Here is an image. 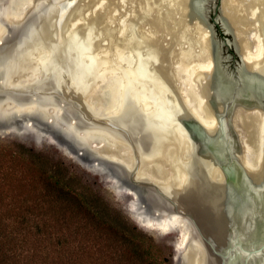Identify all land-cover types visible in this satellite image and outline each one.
<instances>
[{"label":"bare ground","instance_id":"obj_1","mask_svg":"<svg viewBox=\"0 0 264 264\" xmlns=\"http://www.w3.org/2000/svg\"><path fill=\"white\" fill-rule=\"evenodd\" d=\"M109 1L111 0H96L91 7L92 12L86 8L88 14H92V23L96 24L97 28L110 30L117 27L115 34L114 32L112 34L111 31L109 33V35H114V38L103 39V48L98 51V56L102 59L101 63L97 62V59L95 62V60L87 58L91 62L86 69H83L68 58L65 66L71 79V87L75 90L77 97L82 99L83 104L85 103L94 115L108 116L113 125L116 124L120 127L119 130H116L114 126L108 128L89 122L85 123L79 117L80 115H76L79 118L77 123H74V121H70V116L75 114V111L70 106H68V112L60 116L62 114L60 107L50 100L52 98L51 89L57 88V85L61 84L57 77L58 73L52 70H56V67L44 60L48 53L42 50L37 51L39 47L36 48L37 52H27L24 49L26 46H35L36 43H40L41 39H51L58 32V27L61 30L60 26L69 25L74 13L80 11L82 3L75 11L74 5L70 6L69 4L59 14L58 23L54 24L52 17L50 20L46 16V26L43 28L38 25L35 28L36 21H34L31 26L23 29L24 31L21 32V36L12 49H4L0 53V86L31 94L35 89L49 94H44L41 99L34 96L29 97L28 94L21 99L0 98V117L12 123L26 120L28 126L35 118L46 120L53 125L60 124L62 130L73 140L76 149L83 152V155H88L86 157L87 165L96 167L106 183L109 182L106 166L111 167L110 165H112L111 169L125 179L128 177L127 173L132 170L137 183L149 180L170 193L180 192L192 183L190 177L196 172L199 153L184 128L175 123L176 115L181 116L182 113L176 107L174 100L171 101L170 96H174L176 99L181 96L194 116L199 117L206 125H213L216 128L217 119L210 106L212 100L220 103L224 96L223 92L226 94L224 91L226 89L217 86L211 78L215 63L208 57L209 45H212L210 29L198 13V6L193 7L194 2L200 3L204 0H164L167 1L169 12L173 13L171 20L175 22V26L172 31L175 36H178L176 44H182L174 57L172 55L175 48L167 47V86L164 81L162 84L159 78L156 79L160 75L159 72L155 71L157 76L149 72L152 68L149 69V67L159 61L161 54L158 51L159 46L154 43L153 28L152 32L146 31L148 26L139 32L135 28L139 24L137 23L139 17L147 20L152 17V14L156 15L153 12L159 0H138L134 3L131 2L132 0H128L129 7L125 0L115 1L114 5ZM30 2V0H8V7L3 14L0 12V42L7 31L8 24L16 25L22 22L25 18L24 11H26L27 5H31L32 2ZM222 3L224 20L234 31L237 48L245 61L247 73L246 86L236 95L235 103L229 110V117L234 128L239 131V140L243 142V149L241 148L243 162L252 172L260 173L264 172V111L260 106H256L254 95H257L258 92L264 94V0H222ZM121 7L128 9L124 8L125 10L122 11ZM178 16L181 21L177 20ZM182 17H189L192 22L184 20ZM79 21L76 19L68 28L75 30L80 24ZM6 23L8 24L6 25ZM90 26L93 24L81 26L82 29H78L83 33L84 45L79 51L83 56L89 55L93 45L91 39L93 28ZM187 32L192 33L195 38L196 48L193 50L185 45L184 35ZM37 35L40 38H35ZM164 35L165 33L163 37H166ZM161 41L165 43L166 40ZM66 42L67 52H73V49L78 47L76 37L67 39ZM66 47L65 49H67ZM63 52L62 50L58 52L61 59L62 57L66 58ZM162 53L164 52L162 51ZM47 70L53 73L51 72L49 79L42 80V76ZM94 74L97 79L95 84L92 85L90 81L86 83L87 77ZM170 82L174 83L173 87L177 88L179 96L174 94L175 89L171 91ZM147 83H153L159 90H151L150 87L145 86ZM205 84L210 85L209 88L211 91L213 90V94L210 95L206 91ZM166 87L167 98L164 89ZM185 92L187 95H184ZM49 127L51 126L49 125ZM244 136L249 138L248 141H244ZM95 144H101V147L99 148ZM205 159V163L208 165L214 160L209 155ZM210 174L213 175V178L219 175L218 172H213V168H211ZM216 180L219 179L216 178ZM129 185L130 187H127L123 192L119 191L120 197L122 194V198H125L124 196L131 197L124 202L123 208L140 225L150 230L163 233L176 232L178 235L177 251H180L188 235V219L176 212H163L162 215V211L161 214H158L160 213L158 209L145 208L141 196H138L137 189L130 183ZM198 185L196 184L197 187ZM208 188L211 187L208 186ZM149 209L152 210V214ZM136 216L151 220V224L145 225ZM201 256H203L201 250L196 249L188 261L189 264H204Z\"/></svg>","mask_w":264,"mask_h":264},{"label":"rangeland","instance_id":"obj_2","mask_svg":"<svg viewBox=\"0 0 264 264\" xmlns=\"http://www.w3.org/2000/svg\"><path fill=\"white\" fill-rule=\"evenodd\" d=\"M30 1L32 3L30 2L31 5H27L25 9L26 11H24L25 18L20 23L21 25L6 23V25L8 24L7 26L9 28L7 27V31L4 34L2 41L0 42V53L4 49H10V48L12 49L15 43L18 41L19 37L21 36V32H23L27 27L31 26L34 21H36L35 28H37L38 25L42 26L43 28L46 26L45 23L46 16H48L50 20L52 17L53 19L52 21L54 24L58 23L59 14L63 9L67 8V6L70 4V6L74 5L75 7L74 11H75L76 8L78 6L80 7L82 3L81 5L82 7L80 11L74 13L72 20H70V24L73 23L76 19L80 20L79 21L80 24L77 25L75 30L68 28L70 26V24L68 23L69 25L65 27L60 26L61 30L58 27L57 28L58 32L51 39L49 40L41 39L40 43H36L35 46L32 47L26 46L24 47V49H26L27 52L28 51L37 52L42 50L45 53H48L47 56H45L46 58L44 60L51 63L52 65L54 64V66L56 67V70L54 69L52 70L58 73L57 77L61 84L59 86L57 85V88L51 89L50 92L52 94L51 95L52 98H50V100L54 101L55 104H57L60 107L62 113L60 114L59 112L60 116L66 114L69 110L68 106H70L75 111L74 112L75 114H71L70 116L71 119L70 121L72 122L74 121V123L75 122L77 123L78 118L80 117L81 120L85 123L89 122L96 126L102 125L103 127L105 126L108 128L109 127L112 128L114 126L116 130H119L120 127H118L116 124L113 125V123L110 121L108 116H103L104 115L103 114L102 116L93 117L88 112L85 103L83 104L82 99L80 100L77 97L78 95L73 90V87H71L72 84L71 79L68 76V72H67L68 70L66 69L65 66V62L67 61L68 58L70 59V61L76 63V65H79V67L83 69L89 66V62H91L90 60H87V58L89 59L90 57L91 59L92 57L98 60L101 59L97 54V50H96L97 44L103 45L102 43L104 41L103 40L104 38H108V37L114 38L113 37L114 35L110 37L109 33L111 31L112 34L113 32L115 34L117 32V27H113V29L110 30H103L99 27L97 28L96 24L94 25V23H92L93 20L91 19L93 18V16L92 14H88V10H86V8L90 9V11L92 12L91 7L92 5H94L96 0H89V2L88 0H78L77 2L75 0H35V1L30 0ZM115 1L118 2L119 0H111L109 2H111L114 5L116 3ZM134 1L138 2V0H132L131 2L134 3ZM125 2L127 3V7H129L128 5L130 2L128 0H125ZM126 3L124 4L126 5ZM7 4H8V0H0V12L2 14L5 11V9L8 7ZM177 4L175 5L176 7L179 5ZM163 5L164 6L166 5L165 6L166 8ZM236 5L239 4L236 3ZM124 8L121 7L122 11L126 9ZM167 8H168L167 1L159 0V2L155 5V10L153 12L156 15L152 14V17L149 18L150 20L147 19L148 21L139 17L137 23H139L140 25L142 23L144 24L141 25V28L139 24H137L135 27L137 32H139L142 28L145 30L147 26L148 29H146V31L148 30L152 32V28H153L154 43L159 46L158 51L161 54L159 56V61L155 62V64H152L149 67V69L152 67L149 70V72L155 76L160 74L157 76L156 79L159 78L162 84L164 81L166 83V86H167V47L168 46L172 47L171 43L175 42V50H174V54L172 55V57H174V55L178 53V50L182 45V44H176L178 36H175L172 31V29L175 26V22L171 20V16L173 15V13L172 12L170 13L169 9ZM222 8H223L222 0H208L206 4L205 13L208 16L209 22L212 25H214L217 39L221 43L222 42L225 43L224 45H222V56L223 58L227 56L230 57L228 60H224L222 63L223 66L226 68V70L229 73H232L235 71L236 67L238 66V63H240V58L235 53L234 47L227 43V40H231V36L225 32L220 21H217V17L220 15V10H222ZM179 16L177 17L178 18L177 20L181 21V18ZM141 19H143V22H141L142 21ZM89 24H93V26H90V28H93V32H92L93 36L91 37L93 45L91 47V52L89 53V55L83 56L80 55L79 52L82 45H84L82 40L83 33H81L82 31L80 30L82 29L81 26H87ZM159 26L162 28H160ZM167 26H168V30H167ZM78 29L80 30L78 31ZM137 32H135V34H137ZM164 33H165L164 36H166L169 40L166 37H163ZM157 35L159 36V38ZM73 37H76V39L78 40V44H77L78 47L73 46L74 48L75 47L77 48L73 49V52H67L68 48L66 47L67 45L66 40L67 39L69 40L70 38ZM184 37H185L184 42L186 43L185 45L188 46V48H190L191 50L196 48V44L194 43L195 38L192 35V33H186ZM35 38H40V36L37 35ZM161 40H166V41L164 43V41ZM38 47L39 49L37 50L36 48ZM65 47L67 49H65ZM60 50H62V52L64 51L63 53L65 54L66 58L62 57L61 59V56L58 55V52ZM162 51L164 53H162ZM66 52L69 54L67 55ZM48 70L44 72L42 76V80H47L51 76L52 71L50 72ZM155 71L159 73L157 74L155 73ZM162 72H164L165 74H162ZM163 75H165L164 78ZM95 78H96V74L87 77L85 81L86 83L90 81L91 84L93 85L97 81V79ZM164 89H165V94L167 96V87ZM176 89L175 90L173 89L175 92L173 93L175 95H179V92H177ZM26 94H28L29 97L34 96L40 99L44 96V94L49 95L46 94L44 91L36 90V89L35 91L32 92L33 94L32 95L30 92H26V91L20 92L19 90H15L13 88H7L3 85L0 86L1 99H4L6 97H8V99H19V98L21 99L25 97ZM224 110L225 108H223V112ZM76 115H80V116L77 117ZM0 118H1L0 119V213H8V212L31 213L33 215V218L36 217L41 218L42 219L41 224H46L48 226V231H50L51 237L54 236L53 239L61 237L62 241H66L70 245H73L74 249H77L78 247H80L81 249V246L87 248V252L82 254L81 256L85 263H87L88 261V264H90V261H96L97 258H100L103 255L106 258H109V255L107 253L99 252L95 248H93V246L108 245L111 243L112 238H110L107 235H103V236L98 235L96 231L97 224L93 220L86 218V216L81 212L80 208L78 207L79 205L77 203V199H75L77 193H80L85 198H89V200L98 210L105 207L104 205L106 204L111 211H116L121 213L132 224L138 226L139 229L143 231L146 235L152 237L155 240V242L164 249L166 255L165 257L167 258V264L185 263L183 256L181 255L185 250L184 247L185 245H182L183 248L180 249V251L179 250L177 251L178 245L176 241L178 235L176 232L163 233L155 230H150L149 228L140 225L136 221V219L132 217L123 208L124 202L131 197L124 196L125 198H122L123 194L120 197L119 191L123 192L124 190H126L127 187H130L129 185L130 183L134 188L137 189L139 195L141 196L142 201L144 202L143 206L145 208L158 209L160 210V213L158 214H161L162 211V215L163 212H166L165 209H167L165 207L164 202L161 200V198L158 197V195L154 192L152 188H150L144 183L143 184L137 183L134 180L132 170L128 172L129 174L127 173L128 177L127 179H125L111 169V167H113L112 165H110L111 167L106 166V174L109 179L108 180L109 182L106 183L103 180L102 176L98 173V169L96 167L87 165L86 157H88V155L86 154L83 155L82 154L83 152L76 149L73 140L70 138V136L67 133H65L64 130H62L60 124L53 125V123H48L46 120L35 118L32 124L28 126L27 125L28 122L26 120L12 123L2 119V117ZM49 125L51 127H49ZM208 128L212 129L214 128V126L208 125ZM15 131L17 132V134ZM37 133L39 134L37 135ZM248 139H249L248 137L244 136V141L245 140L248 141ZM242 143L243 142H241V147H243ZM19 145L21 146L24 145L27 148L34 149L36 152L42 155L34 158L29 157L27 155H21L19 154L20 153L19 152L20 148H18ZM95 145L96 146L98 145L99 148L101 147V144H95ZM38 168L47 170L48 172H51L55 175L60 174L61 176H63L65 175L64 174L65 172L67 173V175L68 173L70 175L74 174L75 177L68 175L70 177H73L70 179L69 182L70 187L73 189L72 190L73 194L72 193L65 194L64 192L61 193V191L58 189L49 188L48 186L49 182L46 179V176L42 175L38 170ZM118 184L120 185L118 186ZM92 193L98 195L100 197L99 199L101 200H95L93 198ZM150 209L149 212H151L152 214V210ZM136 218L142 220V222L145 225L151 224V220L146 219L142 216H136ZM36 219L33 220L36 221ZM108 219L112 220V218L110 217H108ZM30 224L33 225L34 223H30ZM122 251L123 250L119 251L118 257L120 260L122 259V261H124V259L128 258L129 255L126 251L123 252ZM134 264H140V262H137L136 260Z\"/></svg>","mask_w":264,"mask_h":264},{"label":"water","instance_id":"obj_3","mask_svg":"<svg viewBox=\"0 0 264 264\" xmlns=\"http://www.w3.org/2000/svg\"><path fill=\"white\" fill-rule=\"evenodd\" d=\"M207 1H196L193 7L198 6V13L210 29L212 45H209L208 57L215 63L211 78L217 86L226 89L220 103L212 100L210 106L218 127L208 128L206 123L190 112L181 96L177 99L170 96L171 101L174 100L182 113L181 116L176 115L175 123L184 128L200 155L197 158L196 172L190 177L192 185H187L180 192L170 193L149 180L141 181V184L148 185L161 198L167 208L166 213L176 212L188 219L189 230L183 244L185 250L181 254L184 264H189L188 261L196 249L201 250L204 264H264V172L254 173L243 162L239 131L234 128L229 117V110L235 103L236 95L247 83L246 64L237 48L234 31L228 23L226 24L220 10L217 21H220L225 32L231 36L227 43L234 47L240 58V63L232 73L223 66L222 62L230 56H222V45L225 43L217 39L214 25L208 20L205 13ZM183 19L191 21L189 17ZM171 46L175 48V42H172ZM102 48L103 45L97 44V54ZM91 59L96 62V58ZM101 61L102 59H97V62ZM171 73L174 74L173 71ZM170 84L173 91L174 83ZM145 86L151 90H159L153 83H147ZM204 87H207L206 91L210 95L213 94L209 84ZM256 94L255 104L264 111V94ZM184 95H187L186 92ZM165 97L167 98L166 95ZM87 110L93 117L97 116L91 113L89 108ZM208 155L214 159L209 165L205 163V157ZM211 168L214 173H219L216 177L218 181L211 176ZM196 184H199L198 187ZM138 196L140 197L139 194Z\"/></svg>","mask_w":264,"mask_h":264},{"label":"trees","instance_id":"obj_4","mask_svg":"<svg viewBox=\"0 0 264 264\" xmlns=\"http://www.w3.org/2000/svg\"><path fill=\"white\" fill-rule=\"evenodd\" d=\"M18 148L21 155L32 158L42 155L24 145H19ZM38 170L46 176L49 188L58 189L65 194L72 193L69 182L75 177L74 174L68 173L73 176L70 177L66 172L61 176L47 170ZM92 195L95 200H101L95 193ZM75 199L86 218L97 224L98 235L112 238L108 245L93 246L97 251L107 253L109 258L103 255L96 261H90V264H134L136 260L140 264H167L164 249L124 215L111 211L106 204L98 210L89 198L80 193H77ZM36 218L31 213H0V264H88L81 256L87 252V248L81 246L83 250L80 247L74 249L73 245L62 241L61 237L53 239L48 226L41 224V218ZM121 250L129 255L124 261L118 257Z\"/></svg>","mask_w":264,"mask_h":264}]
</instances>
